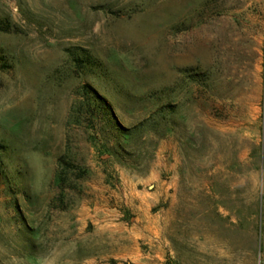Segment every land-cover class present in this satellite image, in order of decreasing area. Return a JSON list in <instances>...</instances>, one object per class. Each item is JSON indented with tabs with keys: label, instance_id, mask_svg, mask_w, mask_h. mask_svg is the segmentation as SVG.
Instances as JSON below:
<instances>
[{
	"label": "rangeland",
	"instance_id": "374dc122",
	"mask_svg": "<svg viewBox=\"0 0 264 264\" xmlns=\"http://www.w3.org/2000/svg\"><path fill=\"white\" fill-rule=\"evenodd\" d=\"M0 17V264H264V0H0ZM76 47L103 71L78 72Z\"/></svg>",
	"mask_w": 264,
	"mask_h": 264
},
{
	"label": "trees",
	"instance_id": "16d2710c",
	"mask_svg": "<svg viewBox=\"0 0 264 264\" xmlns=\"http://www.w3.org/2000/svg\"><path fill=\"white\" fill-rule=\"evenodd\" d=\"M14 28L15 26L11 23V21L7 17H0V32H11L14 30ZM66 51L68 52L72 60V63L78 72L82 71L83 73H87L90 70L92 71V73H94V70L99 71V72L103 71L102 64L96 59H94L86 48H83V47H76L74 49L68 48L66 49ZM9 66L10 65L4 59V55L0 53V69H7L9 68ZM188 76L190 79L197 81V82H201L202 80L206 79V77L204 78L201 77L199 73H192ZM81 89H82L83 95L87 98V100L91 99L95 103L98 110H100V112L103 115L107 116L108 121L112 123L114 126L117 125L113 121L112 110H111L110 105L107 103L106 99L88 84H83ZM172 111L173 109H172L171 104H165V105L158 106L155 109V111H153L150 118L148 120H144L140 122L138 124V127L136 128H139V126L145 125V123L149 120H155L159 116H165V115L171 114ZM117 128L119 129V132L122 135L127 136L129 135L128 132L133 130L135 127L130 128V129H124L123 127L117 126ZM2 148H3L2 145H0V150H2ZM59 163H60L59 165L61 168H63V166L68 164L66 160L63 159L62 157L59 158Z\"/></svg>",
	"mask_w": 264,
	"mask_h": 264
}]
</instances>
